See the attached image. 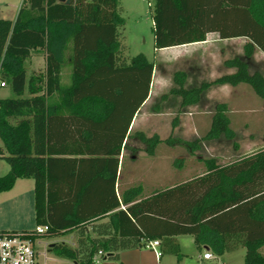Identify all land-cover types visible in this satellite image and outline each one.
Here are the masks:
<instances>
[{
  "label": "trees",
  "instance_id": "16d2710c",
  "mask_svg": "<svg viewBox=\"0 0 264 264\" xmlns=\"http://www.w3.org/2000/svg\"><path fill=\"white\" fill-rule=\"evenodd\" d=\"M123 25L119 0H22L14 20L0 17L1 82L16 95L0 98V158L9 165L0 193L33 179L35 223L49 226L38 238L76 231V248L51 245L73 264H91L98 250L117 257L149 240L179 261L178 235L217 255L244 247V264H264V148L225 164L207 158L203 174L148 196L141 184L120 186L131 125L155 70L143 54L127 57ZM211 32L247 39L243 56L224 62L235 71L187 87V74L177 70L161 99L177 96L188 107L213 85L241 83L264 99V74L249 67L256 49L264 53V0H155V49L201 42ZM33 50L45 53V69L27 77ZM227 111L217 103L206 133L185 146L193 152L201 141L234 140ZM137 136L151 156L160 143L175 144Z\"/></svg>",
  "mask_w": 264,
  "mask_h": 264
},
{
  "label": "rangeland",
  "instance_id": "374dc122",
  "mask_svg": "<svg viewBox=\"0 0 264 264\" xmlns=\"http://www.w3.org/2000/svg\"><path fill=\"white\" fill-rule=\"evenodd\" d=\"M0 1V17L14 20L22 0ZM154 5L155 0H119L121 14L124 17V25L120 29L121 41L125 46L124 52L129 59L138 54H143L149 61L155 63L150 96L133 119L130 136L127 140L128 149L123 152L122 165L124 170H122L120 177L122 188L130 184H141L143 195L151 193L154 189L181 182L189 175L202 173L203 160L207 158H215L220 162L234 159L238 155L234 145L244 138L245 132V130L244 132L240 131L234 140H228L221 136L216 140L201 141L199 149L193 152L185 146L186 142L199 139L206 133L210 121L207 114L209 111L213 113L215 105L223 99V96H220V93L206 95L201 103L188 107H181V98L177 96L170 95L164 100L161 99V95L167 93L174 85L173 73L182 70L187 74L190 68L186 59H183L185 57L181 50H168L159 53L155 49L153 39ZM170 54L173 58L174 56L176 59L179 57L182 61H178L176 64L162 65L163 58H169ZM258 54L264 60L262 52ZM224 55L231 58L235 57L234 52H227ZM188 57L189 55H186V58ZM249 65L251 70L260 68L264 72L263 64L258 66L251 61ZM24 67L27 77L42 73L45 69V53L42 50H33L24 61ZM214 72L212 71V73ZM207 74L199 80L198 85L203 80L209 81L211 74L208 71ZM1 81L2 78L0 77ZM186 86L190 87L191 85L186 81ZM239 88L244 90L242 92L245 94L243 107L258 110L263 108L264 99L260 98L250 85L241 83L237 86V89ZM233 95L234 93L229 92L224 96L230 99L234 97ZM15 96L8 83L5 86L0 85V98ZM24 96H27V91H25ZM256 124V132L261 131L259 122ZM230 128L235 130L234 125H231ZM138 132H142L146 136L157 135L162 140L171 137L175 140V144L171 147L169 144L160 143L156 147L155 154L151 156L146 153L147 145L137 136ZM8 170V163L0 158V176L7 173ZM33 186V179L24 178L15 182L12 189L0 193V230L35 229L37 225L35 223ZM60 242L76 248V231L40 238L37 242L40 264H73L72 260L60 257L51 250L52 244ZM179 242L182 253V259L179 261L176 255L170 253H164L158 261L155 253L148 249L145 243H142L141 246L120 250L118 256L110 257L106 264H120L125 259L134 264L139 261L149 264H244L246 252L244 247L225 252L222 255L213 254V259L201 262L198 259V249L192 236L180 235ZM261 252L264 253V247Z\"/></svg>",
  "mask_w": 264,
  "mask_h": 264
},
{
  "label": "crops",
  "instance_id": "0c3cea01",
  "mask_svg": "<svg viewBox=\"0 0 264 264\" xmlns=\"http://www.w3.org/2000/svg\"><path fill=\"white\" fill-rule=\"evenodd\" d=\"M246 41H247V39L245 37H234V38L221 39L219 37L218 33L211 32V33L207 34L206 40H204V41L162 48V49H158V52L162 53V52H165L168 50H178V49L181 50L182 55H184V57H185L183 59H186V61L189 64V68H190V70L187 71V82H189V84L191 86H193V85H198L197 83L200 82L199 80L201 78L205 77L206 75H208L207 71L209 74H211L209 76V81L212 79H215L216 77H218L222 74L234 72L235 71L234 68H229V67L225 66L224 62L226 60L230 59L231 57L225 56L224 54H226L227 52H234L235 53L234 56H243L244 44L246 43ZM229 47H230V49H229ZM259 52L261 53V51L259 49H256L253 57L250 59V62L252 61V63L254 62L258 66H259V64L262 66V64L264 65V60L258 54ZM186 55H189V57L186 58ZM262 55H264L263 52H262ZM178 61H182V60L179 57L176 59L175 56L173 58L172 54H170L169 58H163V60L161 61V64L162 65L176 64ZM203 69L205 70L204 72L202 71ZM257 70L261 71L264 74V72L260 68H258ZM212 71H215V72L212 73ZM204 81L205 80H203L202 82H204ZM238 85H236V86H232V85H228V84L213 85V86L209 87L207 90H205L202 94V99H203V97H205L206 95H213L215 93H220V96H223V99H221V101L219 100V103L223 102V103H226L228 105L227 115H228L229 120H230V126L234 125V127H235V130L234 129L233 130L236 133V136H238V133L240 131L244 132V130H245V132L243 134L244 138L241 141H238L237 143H235V145H234L235 152L238 155L234 159H230L228 161L223 160L222 162H220L217 159V162L219 164H225V163L232 162L234 160H239L242 156L254 153L257 150L264 148V106L261 110L260 109L259 110L258 109H249V108L243 107L244 106L243 104L245 101V94L242 92L244 90H241L240 88L237 89ZM229 92L234 93L233 98L228 99L227 97L224 96V95H226V93H229ZM202 99H201V101H202ZM196 105H198V104H196ZM257 113H260V114H257ZM190 114L192 115V113H190ZM211 114H212V111H209L207 114V117L210 120L209 126L211 123ZM261 117H263V118H261ZM250 118H253V119L251 120ZM258 122H259V125L261 127V131L256 132L255 126L257 125L256 123H258ZM209 126H208V128H209ZM257 139H258V141H256ZM0 145H2L1 140H0ZM205 170L206 169H205V165H204L202 173H199V174L200 175L203 174L205 172ZM199 174L189 175V176L185 177V179H183V181L190 180ZM19 180H21V179H18L16 182H18ZM183 181H181V182H183ZM172 185H174V184H172ZM154 190H156V189H154ZM151 193H149L145 196H148ZM1 230H6V229H1ZM23 230H25V229H20V230H15V231H23ZM179 236L180 235L176 236L175 239L180 246ZM190 236H192V235H190ZM192 239L194 242L193 236H192ZM38 240H37V242H38ZM196 247L198 249V259L201 262L210 261V260L202 259V255L204 252L210 251L212 254H215L210 249V247H208V246H203V247L199 248L196 245ZM228 252H230V251H228ZM39 259H40V252H39ZM181 259H182V257H181ZM120 264H134V263L129 261L128 259H125V261L124 262L121 261ZM135 264H149V263H144L142 261H139Z\"/></svg>",
  "mask_w": 264,
  "mask_h": 264
},
{
  "label": "built area",
  "instance_id": "2783aa9c",
  "mask_svg": "<svg viewBox=\"0 0 264 264\" xmlns=\"http://www.w3.org/2000/svg\"><path fill=\"white\" fill-rule=\"evenodd\" d=\"M5 86L4 82L0 83ZM49 229L48 225H38L32 231H14L0 235V264H40L39 251L37 249L38 236ZM148 249L155 253L158 261L162 256L159 240L145 242ZM110 256L107 252L98 250L93 256L91 264H106ZM202 259L211 260L213 254L206 251Z\"/></svg>",
  "mask_w": 264,
  "mask_h": 264
},
{
  "label": "water",
  "instance_id": "95a60500",
  "mask_svg": "<svg viewBox=\"0 0 264 264\" xmlns=\"http://www.w3.org/2000/svg\"><path fill=\"white\" fill-rule=\"evenodd\" d=\"M62 1V0H61ZM67 2H69V0H67Z\"/></svg>",
  "mask_w": 264,
  "mask_h": 264
}]
</instances>
